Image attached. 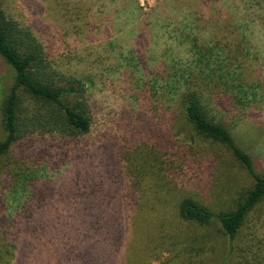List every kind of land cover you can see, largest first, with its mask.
Instances as JSON below:
<instances>
[{
	"label": "rangeland",
	"instance_id": "1",
	"mask_svg": "<svg viewBox=\"0 0 264 264\" xmlns=\"http://www.w3.org/2000/svg\"><path fill=\"white\" fill-rule=\"evenodd\" d=\"M2 7L33 32L57 83L86 82L95 112L91 133L76 144L34 136L8 161V172L27 175L18 194L7 190L0 197L4 230L17 246L12 264H109L111 255L118 262L164 264L178 242L170 236L183 241L215 233L184 230L177 216L181 200L222 209L252 185L224 148L180 128L179 98L165 96L161 134L172 136L174 147L163 157L160 179L134 187L148 158V81L154 75L162 79L159 88L166 77L220 66L242 78L243 105L220 111L264 175V0H2ZM208 48L213 54L201 65L196 52ZM12 83L13 72L0 58V110ZM241 245L246 250L238 263L264 264V213L253 215Z\"/></svg>",
	"mask_w": 264,
	"mask_h": 264
},
{
	"label": "trees",
	"instance_id": "2",
	"mask_svg": "<svg viewBox=\"0 0 264 264\" xmlns=\"http://www.w3.org/2000/svg\"><path fill=\"white\" fill-rule=\"evenodd\" d=\"M194 49H197V45ZM241 49L247 50L245 46ZM212 50L208 48L206 51L196 52L201 65L210 60ZM250 56L247 50L245 58ZM0 58L13 72V83L2 101L0 110L1 125L5 134V138L0 141L1 197L6 195L7 190H14L18 194L22 184L21 176L27 177L25 173L20 175L7 171L8 161L15 158L24 141L28 145L34 136L43 137L49 134L61 136L76 144L91 133L95 112L88 101L86 82L68 78L63 86L57 83L50 75L54 72H51V65L42 45L30 29L22 27L8 17L2 7V0H0ZM200 70L198 73L187 71L166 77L161 88L159 83L162 79L159 75H154L155 77L148 81V158L145 159V165L138 168L140 178L134 187L141 189L146 178L160 179L163 166L166 164L163 157L169 155L168 151L174 147L172 136L161 134L162 119L167 114L163 109L162 98H166L165 96H170L173 100L179 98V111L177 109L175 111L178 113L180 128L187 127L193 137L224 148L251 177L252 185L240 192L231 204H225L222 209L194 198L181 200L177 206V216L184 230L187 231L194 226L196 229H212L215 233L191 235L183 241H180L178 234L170 236L178 242L174 244L173 252L165 258L164 264H208L211 255L214 264H244L245 262H237L239 252L246 250L241 245L244 231L254 214L264 213V175L257 171L255 156L238 143L232 126L227 124L220 108L228 111L230 108L241 107L247 95V85L242 78L235 77L230 69L222 66L213 72ZM196 81L200 83L197 88L192 85ZM211 85L214 90H205L213 89ZM213 97L216 98L215 103L218 106H212L210 103ZM15 163L18 161L15 160ZM6 173L10 177L3 180ZM34 173L33 171L31 174L35 177ZM132 174L134 175V172H131ZM19 179L20 183L16 184ZM4 222L8 221L4 215H0V259L1 264H12L17 246L14 242H9L7 238L9 230H4ZM143 231L145 229H142ZM165 237L168 235L163 239ZM161 238H157L156 245L160 244ZM104 240V243L110 241L107 236ZM218 246L222 247L221 250H218ZM113 260L115 257L112 258L111 255L109 264H133L129 259L127 262Z\"/></svg>",
	"mask_w": 264,
	"mask_h": 264
}]
</instances>
